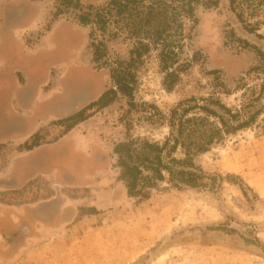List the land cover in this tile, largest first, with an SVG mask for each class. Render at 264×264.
Returning a JSON list of instances; mask_svg holds the SVG:
<instances>
[{"label":"rangeland","instance_id":"1","mask_svg":"<svg viewBox=\"0 0 264 264\" xmlns=\"http://www.w3.org/2000/svg\"><path fill=\"white\" fill-rule=\"evenodd\" d=\"M116 2L0 0L2 44L14 54L0 62V208L26 207L27 223L0 241V264H264V0ZM161 10L170 41L182 43L174 90L163 85L162 47L152 45L132 66V97L119 92L109 106L87 109L116 88L112 72L137 45L152 44L146 32L158 22L146 17ZM40 16L49 20L24 35L27 47L60 21L75 28L81 54L62 49L56 65L46 56L19 60L13 31ZM242 80L256 88L263 115L194 158L206 173L200 188L165 183L147 198L130 197L116 146L163 145L182 103L242 110L252 97ZM80 112L85 120L69 128Z\"/></svg>","mask_w":264,"mask_h":264},{"label":"trees","instance_id":"2","mask_svg":"<svg viewBox=\"0 0 264 264\" xmlns=\"http://www.w3.org/2000/svg\"><path fill=\"white\" fill-rule=\"evenodd\" d=\"M116 3V0H109L108 7ZM234 4L235 0H231V5ZM119 7L122 8V6ZM184 8L186 9L185 6ZM158 12H160L158 15H153L151 12L152 14L146 17L148 24H152L153 21L158 22L146 32L147 39L145 40H152V44L140 42L131 53L132 58L129 63H120L118 68L113 70L111 78L116 88L105 92L87 109L94 107L102 109L109 106L117 98L119 92L126 97H132L135 82L132 66L141 61L145 54L151 52L152 45H155V48L160 45L162 47L160 60L165 73L163 85L168 92L174 90L179 76L177 67L174 68L173 59L181 50L182 43L180 42V45L179 42L175 44L170 41V27L167 23L166 12L163 10ZM184 13L191 15L192 9L184 10ZM82 23H88L87 19H82ZM98 54L99 50L96 49L97 59ZM255 70L258 69L255 68ZM242 87L244 93L252 95L242 110H230L215 100L208 101L206 106L196 104V106L186 108L182 103L170 113L168 126L171 133L163 145L142 140H131L117 145L115 154L118 158L120 181L126 185L128 195L147 198L151 190L165 183L178 190L200 188V182L204 180L206 173L195 166L194 158L209 152L226 137L257 124L258 119L263 115L262 106L258 104L260 97L256 88L250 87L246 81L242 82ZM193 110L202 111L204 115H191ZM83 115L84 113L80 112L67 119L69 122L73 121L69 128L83 122L85 120ZM179 150L184 156L182 160L174 158Z\"/></svg>","mask_w":264,"mask_h":264},{"label":"crops","instance_id":"3","mask_svg":"<svg viewBox=\"0 0 264 264\" xmlns=\"http://www.w3.org/2000/svg\"><path fill=\"white\" fill-rule=\"evenodd\" d=\"M77 1H79L80 4H85V5H102L107 2V0H102V2L100 1L101 4H97L95 3L94 0H77ZM35 7L37 9L40 8V4L36 3ZM44 13H48V12H44ZM42 16H45V15L43 14ZM42 16L34 19L31 23L30 22L27 23L24 27H18L17 29H15V31H13L14 32L13 35H15L14 37L16 38H11L12 39L11 43L12 44L14 43V45L19 47L18 50L20 51V53L17 54V58L19 60H21V58L23 57L26 60H29V62L32 61L35 63V61H37L39 57L44 58L46 56V57H49L52 64L56 65L58 62L57 59L59 58L57 56V52L62 49L66 50L67 48L70 51H72L74 59L76 58L78 51L81 54V47H82L81 44H78L77 39L72 37L73 32L75 31V28L71 25L65 24L60 21L53 24L50 30L46 32V35H44L37 44H35L32 47H27L25 43L26 40L24 39V35H26L27 33L35 32V31H40L44 27L45 22L49 20L48 18H44ZM4 40L6 41L7 39H4ZM57 41H59V43H57ZM2 42H3V35L1 34L0 35V50L3 47L4 48L0 51V62H6L10 58L12 59V57H14V54L13 53L9 54L8 43L2 44ZM1 52H3V54ZM2 56H3V59H2ZM35 71L37 72L36 67H35ZM59 71H62V70H59ZM48 203L50 202L46 203V205H48L47 208L52 207ZM25 208L26 207H19V206L18 207L7 206L6 208H0V241L2 239L9 238V237H10L9 239H12L13 234L17 233V230L25 229V224L27 223L23 224L24 222H21L22 217L20 216V213ZM34 215L38 216L35 213ZM32 221L34 220H30V222Z\"/></svg>","mask_w":264,"mask_h":264},{"label":"flooded vegetation","instance_id":"4","mask_svg":"<svg viewBox=\"0 0 264 264\" xmlns=\"http://www.w3.org/2000/svg\"><path fill=\"white\" fill-rule=\"evenodd\" d=\"M9 16H10V17H13V12H10V13H9Z\"/></svg>","mask_w":264,"mask_h":264}]
</instances>
